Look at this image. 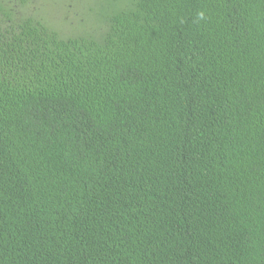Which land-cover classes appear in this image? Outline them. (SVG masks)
<instances>
[{
  "label": "trees",
  "instance_id": "trees-1",
  "mask_svg": "<svg viewBox=\"0 0 264 264\" xmlns=\"http://www.w3.org/2000/svg\"><path fill=\"white\" fill-rule=\"evenodd\" d=\"M107 7L0 0V264H264V0Z\"/></svg>",
  "mask_w": 264,
  "mask_h": 264
},
{
  "label": "rangeland",
  "instance_id": "rangeland-1",
  "mask_svg": "<svg viewBox=\"0 0 264 264\" xmlns=\"http://www.w3.org/2000/svg\"><path fill=\"white\" fill-rule=\"evenodd\" d=\"M28 7H20L21 0H1V5L15 8L18 17L32 15L35 18L51 19V25L69 35L89 30L98 24L101 15L111 11L107 0H30ZM39 10H42L40 12ZM45 14H44V12ZM46 19V18H45ZM66 35V34H65Z\"/></svg>",
  "mask_w": 264,
  "mask_h": 264
},
{
  "label": "clouds",
  "instance_id": "clouds-1",
  "mask_svg": "<svg viewBox=\"0 0 264 264\" xmlns=\"http://www.w3.org/2000/svg\"><path fill=\"white\" fill-rule=\"evenodd\" d=\"M199 17L202 19L204 17V13L203 12L199 13Z\"/></svg>",
  "mask_w": 264,
  "mask_h": 264
}]
</instances>
